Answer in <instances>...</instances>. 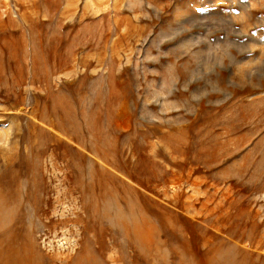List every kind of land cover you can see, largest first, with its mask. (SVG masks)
<instances>
[{
    "label": "rangeland",
    "instance_id": "374dc122",
    "mask_svg": "<svg viewBox=\"0 0 264 264\" xmlns=\"http://www.w3.org/2000/svg\"><path fill=\"white\" fill-rule=\"evenodd\" d=\"M2 230L14 264H264V0H0Z\"/></svg>",
    "mask_w": 264,
    "mask_h": 264
},
{
    "label": "bare ground",
    "instance_id": "6f19581e",
    "mask_svg": "<svg viewBox=\"0 0 264 264\" xmlns=\"http://www.w3.org/2000/svg\"><path fill=\"white\" fill-rule=\"evenodd\" d=\"M3 231V230H2ZM2 231H0V236H2L3 234H4V231L2 232ZM3 237V236H2ZM3 240V239H2ZM11 242H12V240H11ZM10 241H7L6 243H5V247H4V249H3V251H4V253L3 254H1L0 253V257H1V255H3V257H4V264H7V262L9 261V260H12L13 261V264H14V262H15V259L16 260H18V261H20L21 262V260L23 261V258L22 257H20V258H18L17 259V254L15 255V250H14V246L12 245V243H11ZM4 245V244H3ZM9 250H10V252H9ZM25 253V252H24ZM7 257V258H6ZM30 257V256H29ZM7 261V262H6Z\"/></svg>",
    "mask_w": 264,
    "mask_h": 264
}]
</instances>
